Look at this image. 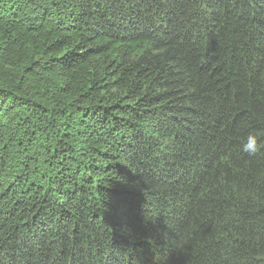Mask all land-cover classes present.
<instances>
[{"label": "trees", "instance_id": "trees-1", "mask_svg": "<svg viewBox=\"0 0 264 264\" xmlns=\"http://www.w3.org/2000/svg\"><path fill=\"white\" fill-rule=\"evenodd\" d=\"M0 264H264V0H0Z\"/></svg>", "mask_w": 264, "mask_h": 264}, {"label": "clouds", "instance_id": "clouds-1", "mask_svg": "<svg viewBox=\"0 0 264 264\" xmlns=\"http://www.w3.org/2000/svg\"><path fill=\"white\" fill-rule=\"evenodd\" d=\"M243 151L251 154H254L257 151V135L249 133L243 142Z\"/></svg>", "mask_w": 264, "mask_h": 264}]
</instances>
